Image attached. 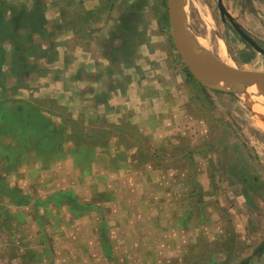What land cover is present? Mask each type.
<instances>
[{"label": "crops", "instance_id": "obj_1", "mask_svg": "<svg viewBox=\"0 0 264 264\" xmlns=\"http://www.w3.org/2000/svg\"><path fill=\"white\" fill-rule=\"evenodd\" d=\"M109 7L0 0V262L139 264L140 241L129 237L139 227L128 222L140 208L125 207L142 194L125 185L141 147L135 128L149 132L145 112L160 117L154 101L182 118L188 90L168 98L170 86L135 60L141 46ZM177 203L165 210L187 214ZM146 214L155 228L151 198Z\"/></svg>", "mask_w": 264, "mask_h": 264}, {"label": "rangeland", "instance_id": "obj_2", "mask_svg": "<svg viewBox=\"0 0 264 264\" xmlns=\"http://www.w3.org/2000/svg\"><path fill=\"white\" fill-rule=\"evenodd\" d=\"M222 3L231 19H222L219 0H186L187 33L224 65L264 73V56L232 25L239 24L264 49V0ZM110 6V17L123 21L127 38L134 35L141 46L130 61L141 62L159 87L170 86L169 99L175 100L181 87L188 90L182 118L172 110L171 119L169 110L150 100L158 104L160 117L145 112L141 118L149 132L143 125L135 128L141 147L125 172V185L142 194L125 207L140 208L128 222L139 227L129 232L140 241L136 259L139 264H264V91L227 94L204 88L176 49L168 0H110ZM251 95L262 102L248 99ZM168 174H184L186 181L170 182ZM150 198L157 207L155 228L146 214ZM180 200L187 214L165 210L172 201L179 207ZM1 215H6L2 209ZM117 264L130 263L121 258Z\"/></svg>", "mask_w": 264, "mask_h": 264}, {"label": "water", "instance_id": "obj_3", "mask_svg": "<svg viewBox=\"0 0 264 264\" xmlns=\"http://www.w3.org/2000/svg\"><path fill=\"white\" fill-rule=\"evenodd\" d=\"M222 19H231L230 14L219 0ZM170 23L176 49L193 77L206 89L214 92L233 94L242 91H264V73L243 72L230 68L214 56L217 64L205 60L188 49L185 42L186 0H168ZM238 34L258 53L264 56V49L255 43L237 23H232Z\"/></svg>", "mask_w": 264, "mask_h": 264}, {"label": "bare ground", "instance_id": "obj_4", "mask_svg": "<svg viewBox=\"0 0 264 264\" xmlns=\"http://www.w3.org/2000/svg\"><path fill=\"white\" fill-rule=\"evenodd\" d=\"M185 42H186V46L188 49L192 50L194 53H196L198 56H200L201 58L205 59V60H208V61H211V62H214L217 64L216 60L212 58V56L209 54V52L205 49V47H203L202 45L199 44V42H197L192 34H187L185 36ZM252 97H248V99H251L255 102H262L261 98H254V97H257V95H251ZM264 103V102H263ZM253 108V107H252ZM260 110V109H259ZM258 114H261L259 113V111L257 112V115ZM264 116V114H262ZM257 118V117H256ZM260 118V117H259ZM264 119V118H263ZM262 120V119H261ZM264 122V121H263ZM261 123V122H260ZM262 124V123H261Z\"/></svg>", "mask_w": 264, "mask_h": 264}, {"label": "flooded vegetation", "instance_id": "obj_5", "mask_svg": "<svg viewBox=\"0 0 264 264\" xmlns=\"http://www.w3.org/2000/svg\"><path fill=\"white\" fill-rule=\"evenodd\" d=\"M241 39L243 40V41H245L242 37H241ZM246 42V41H245ZM248 44V43H247ZM249 45V44H248ZM251 46V45H250ZM252 47V46H251ZM253 48V47H252Z\"/></svg>", "mask_w": 264, "mask_h": 264}]
</instances>
